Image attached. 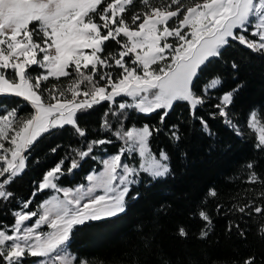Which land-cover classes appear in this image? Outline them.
<instances>
[{"label":"snow or ice","instance_id":"snow-or-ice-1","mask_svg":"<svg viewBox=\"0 0 264 264\" xmlns=\"http://www.w3.org/2000/svg\"><path fill=\"white\" fill-rule=\"evenodd\" d=\"M110 43L116 48L109 49ZM234 43L264 54V0H0V207L6 209L0 215L12 219L10 224L0 221V264H105L69 252L76 228L126 213L128 199L139 198L133 190L143 176L149 186L173 177L171 155L163 148L154 151L150 138L163 131L177 103H185L189 117L213 135L208 121L196 113L224 81L214 73L202 86L198 82ZM232 69L238 71L239 65L233 62ZM50 78L68 82L49 87ZM239 90L222 92L209 114L237 136L243 133L230 106ZM6 97L20 98L30 110ZM103 102L108 106L98 131L104 136L88 140L81 117ZM131 112L159 113L160 126L126 127ZM258 116L264 118L261 109H250L247 127L259 133L254 147L264 152V126H258ZM66 126L84 141L83 147L70 148L34 182L27 198L19 197L13 185L26 171V153L44 135ZM167 127L170 143L179 144L180 125ZM114 142H120L115 153L102 147ZM97 149L103 154L97 156ZM86 159L98 165L86 175L88 186H60L59 180ZM246 167L247 183L264 184L254 161ZM45 190L62 193L63 199L52 195L32 210L36 196ZM207 195L215 197L216 190L209 189ZM258 196L264 199V192ZM232 211L254 220L264 238V222L256 219L264 217V204L249 200L233 205ZM193 215L204 222L198 238L206 239L210 215L203 207ZM233 228L246 239L240 224L230 223L228 232ZM175 231L182 239L189 235L183 224ZM152 244L145 238V248L151 250ZM157 254V264H173L162 249ZM187 264L201 262L190 257ZM233 264H264V258L249 255Z\"/></svg>","mask_w":264,"mask_h":264},{"label":"trees","instance_id":"trees-1","mask_svg":"<svg viewBox=\"0 0 264 264\" xmlns=\"http://www.w3.org/2000/svg\"><path fill=\"white\" fill-rule=\"evenodd\" d=\"M108 47L116 48L114 43ZM233 62L239 65L238 71L232 69ZM209 68L211 72L201 76L198 86H202L208 76L214 73L222 76L223 86L219 91L209 93L212 100L200 108L196 115L208 121L213 135H207L200 123L189 117L185 103H177L166 117L163 131L150 138V146L154 151L163 148L171 155L173 177L166 183H152L149 186L147 175L143 176L142 182L133 190V195L138 192L139 198L128 199L126 213L76 228L69 248L71 253L91 260H104L105 264H136L137 261L157 264L160 259L157 253L161 249L173 264H187L190 257L201 264H210V261L233 264L249 255L257 256L258 260L264 258V238L257 234L254 220L232 211L233 205L242 206L249 200H254L258 205L264 204V199L258 196L264 192V184L247 183L249 170L246 167L248 162L254 161V170L264 181V152L255 149L256 134L247 127L250 109L255 107L264 113V54L254 53L234 43L224 52L223 59L213 61ZM67 82L68 78L59 81L50 78L46 83L51 87L53 84L66 85ZM238 86L240 90L230 111L239 122L243 133L241 136H237L222 119H213L209 115L215 111L211 105L217 102L216 97ZM5 99L12 104L21 103L25 112L30 110L20 98ZM107 106L103 102L81 117V123L86 122L89 130L88 140L103 138L104 134L99 133L98 129ZM258 119L261 120L260 125L264 126V118L258 116ZM144 124L160 126L159 113L131 112L125 119L126 127ZM173 124L180 125L179 144L169 141L167 126ZM83 145L84 141L73 135L70 126L54 135L40 138L30 153H26V171L13 185L18 196L27 198L34 188V182H39L43 174L65 157L70 148ZM119 146L120 142H114L102 147H106L108 153H113ZM53 148L57 149L55 153L52 152ZM95 154L100 156L103 153L97 149ZM94 167H98L97 162L86 159L79 169L63 176L58 183L71 186L83 182L86 173ZM212 188L216 190L215 197L207 195ZM49 192L45 190L38 194L30 207L34 208ZM217 205L221 206L219 212ZM201 207L212 221L209 235L203 240L198 237L204 222L193 215ZM0 211L6 209L0 207ZM256 219L264 222V217ZM0 221L12 223L9 215H0ZM230 223L240 224L247 232L246 239H242L235 228L228 232ZM178 224H183L188 230L187 239L176 235ZM145 238L153 241L151 250L144 247Z\"/></svg>","mask_w":264,"mask_h":264},{"label":"rangeland","instance_id":"rangeland-1","mask_svg":"<svg viewBox=\"0 0 264 264\" xmlns=\"http://www.w3.org/2000/svg\"><path fill=\"white\" fill-rule=\"evenodd\" d=\"M81 87H83V86H81ZM82 98V97H81ZM130 99V98H129ZM141 126H143V125H141ZM258 126H261V125H258ZM137 127H140V126H137ZM254 132H255V134H256V137H258V135H259V133L258 132H256L255 130H254ZM7 146V145H6ZM113 153H115V152H113ZM111 154V153H110ZM10 158V157H9ZM139 161V158L137 157V162ZM92 170V169H91ZM90 170V171H91ZM102 170V169H101ZM90 171L89 172H87L86 173V175L88 174V173H90ZM86 175H85V180L83 181V182H79V183H76V184H74V185H71V186H66V185H60V186H62V187H73V188H75L76 186H79L80 184H84L86 187L88 186V184H89V182L86 180ZM98 192H101L102 190H100V189H98L97 190ZM52 195H55V196H58L60 199H63V195H62V193H57V192H54V191H52V190H50V192H49V194L47 195V196H45L44 198H42L41 200H39V202L35 205V207L34 208H32V210H35L36 209V206L37 205H39L40 203H42L43 201H45L46 199H48L50 196H52ZM35 220V217L33 218V221ZM27 223H32V221H29V222H27ZM46 230H48V231H50V229H46ZM69 252H70V250H69Z\"/></svg>","mask_w":264,"mask_h":264}]
</instances>
